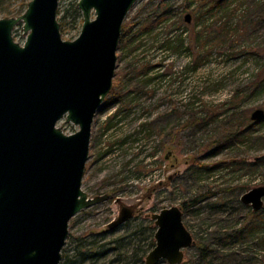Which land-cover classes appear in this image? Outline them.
<instances>
[{"label": "rangeland", "instance_id": "1", "mask_svg": "<svg viewBox=\"0 0 264 264\" xmlns=\"http://www.w3.org/2000/svg\"><path fill=\"white\" fill-rule=\"evenodd\" d=\"M29 1L0 0V18L21 15ZM187 1L137 0L123 23L113 88L94 119L82 185L91 197H110L70 219L62 261L80 263L86 256L81 264H145L157 230L152 214L179 206L195 241L184 249L181 264H206L200 245L215 248L224 242L221 236L255 219L241 197L264 186V117L251 118L255 110L264 111V7L255 6L256 0H234L219 12L194 0V13L185 12ZM78 2L60 0L63 39L81 32ZM163 7L170 9L169 18L140 35ZM23 24L13 31L21 44L27 39ZM203 34L195 51L189 50ZM180 35L183 47L177 44ZM192 57L200 65L193 67ZM248 124L251 137L235 135ZM58 126L67 134L79 130L65 118ZM215 164L220 166L208 169ZM123 207L133 210L132 217L110 229ZM259 211L261 232L244 242L225 241L230 245L214 264H232L229 251L262 263L264 204Z\"/></svg>", "mask_w": 264, "mask_h": 264}, {"label": "water", "instance_id": "2", "mask_svg": "<svg viewBox=\"0 0 264 264\" xmlns=\"http://www.w3.org/2000/svg\"><path fill=\"white\" fill-rule=\"evenodd\" d=\"M136 1L79 0L83 25L72 40L62 36L60 0H30L21 15L0 18V264H61L70 219L109 199L89 196L82 185L94 119L113 88L123 23ZM20 21L24 44L13 36ZM263 117L261 109L251 116ZM64 118L79 130L65 133L58 126ZM241 200L259 211L264 186ZM132 215L123 207L110 229ZM152 218L156 243L145 264H181L195 244L182 209Z\"/></svg>", "mask_w": 264, "mask_h": 264}, {"label": "trees", "instance_id": "3", "mask_svg": "<svg viewBox=\"0 0 264 264\" xmlns=\"http://www.w3.org/2000/svg\"><path fill=\"white\" fill-rule=\"evenodd\" d=\"M233 1L234 0H203V3H202V7L200 6V8H207V10L211 11L212 9H216L218 10L219 12H224L223 9L225 8H228V5L227 4H231L233 5ZM28 3L27 2V6H28ZM258 4V7H264V0H256L255 2V6ZM196 5V2L194 0H188L185 7H184V10L185 12H187L188 10H194L197 9V7H195ZM225 7V8H224ZM195 8V9H194ZM162 9H165L161 12V14H157L156 16H152L151 19H150V22L145 24L143 27H141L140 31H139V34L140 35H143V34H149L151 33L155 28H156V24H159L161 23V21L163 20H166L167 18H169L170 14V9L167 10V8H162ZM76 10L77 12H79V7H76ZM237 10V7H235L233 9L234 13L236 12ZM196 11V10H195ZM60 13V10H58V14ZM196 13V12H194ZM262 13V12H261ZM155 17V18H154ZM61 19H66V15L62 16ZM61 19L60 22H61V26H64L66 24L65 21H62ZM196 19V18H195ZM152 22H153V25H152ZM155 24V25H154ZM194 25H198V22H196ZM62 28V27H61ZM225 32V29H223L222 31V36H223V33ZM205 34H203L202 36H197L193 41L192 43H190V47H188L189 50H192V51H195V43H196V40H200L201 41V38L203 39ZM181 37V38H180ZM179 39L177 40V44H178V47L180 46H184V37L183 35H180ZM169 43H171L172 41H167ZM211 42V40L209 41ZM208 42V43H209ZM192 45V46H191ZM204 45H205V42H204ZM203 45V46H204ZM192 63H193V67H197L198 65H200L198 63V61L194 60L193 57H192ZM147 72V71H146ZM145 74V73H144ZM252 126L251 124H248L246 126H244V130L242 131V133H235L236 136H241L243 139H245L246 137H251V134H252ZM221 164V163H220ZM220 164H215V166H211L208 168L205 167L206 169H217L218 166H220ZM223 164V163H222ZM263 211H254L253 208L249 211L250 215L252 216V218H255L254 220H252L250 223H248V225L250 226H246V227H243L241 229H239L238 231L235 232V234H230V233H227V234H224L223 237L221 236V240L224 241L221 243V241H218L215 244V248H211V246H208V245H200V249H201V256L205 259L206 261V264H214V262L216 260H218L219 258H221L222 256H224V251L225 248L227 247V245H230L229 242L232 241L233 238H237V240L241 241V242H244V238L245 236H248L247 238L249 239L251 236H253V234L256 232L259 233L261 232L262 230V227L260 226V224H262V218L260 216V214L262 213ZM255 235V234H254ZM256 238V237H255ZM254 238V239H255ZM252 239V240H254ZM243 240V241H242ZM258 240H260V244L264 245V235L262 237H258ZM225 241H229V242H225ZM155 246V239L153 237V235L151 234V241L149 243V248H153ZM229 254L232 255V264H251L252 263V258L250 256H241L240 254L237 255L236 252L232 253L231 251H229ZM94 257V255H89L87 257V259H92ZM86 258V256H84L81 260H80V263H78V261H62L61 264H81L83 262V260ZM86 259V260H87ZM222 259V258H221ZM227 264H230V263H227ZM261 264H264V260L262 261Z\"/></svg>", "mask_w": 264, "mask_h": 264}, {"label": "flooded vegetation", "instance_id": "4", "mask_svg": "<svg viewBox=\"0 0 264 264\" xmlns=\"http://www.w3.org/2000/svg\"><path fill=\"white\" fill-rule=\"evenodd\" d=\"M127 222V221H126Z\"/></svg>", "mask_w": 264, "mask_h": 264}]
</instances>
